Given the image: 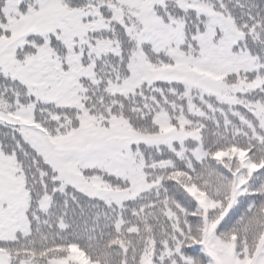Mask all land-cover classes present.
Here are the masks:
<instances>
[{
	"label": "snow or ice",
	"instance_id": "obj_1",
	"mask_svg": "<svg viewBox=\"0 0 264 264\" xmlns=\"http://www.w3.org/2000/svg\"><path fill=\"white\" fill-rule=\"evenodd\" d=\"M0 264H264V0H0Z\"/></svg>",
	"mask_w": 264,
	"mask_h": 264
}]
</instances>
